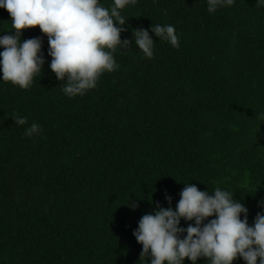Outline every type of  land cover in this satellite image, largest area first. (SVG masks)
Here are the masks:
<instances>
[{"label": "trees", "instance_id": "1", "mask_svg": "<svg viewBox=\"0 0 264 264\" xmlns=\"http://www.w3.org/2000/svg\"><path fill=\"white\" fill-rule=\"evenodd\" d=\"M206 8V0L129 5L121 41L149 30L153 58L134 43L117 49L118 70L73 98L50 71L48 38L22 30V42L41 40L44 65L27 90L0 81V264H139V220L168 208L166 196L175 210L187 183L234 192L253 224L264 201V8L255 0ZM152 24L175 26L180 46L157 39ZM14 34L0 9V37ZM17 114L28 124L16 126ZM33 122L42 134L26 137Z\"/></svg>", "mask_w": 264, "mask_h": 264}, {"label": "clouds", "instance_id": "2", "mask_svg": "<svg viewBox=\"0 0 264 264\" xmlns=\"http://www.w3.org/2000/svg\"><path fill=\"white\" fill-rule=\"evenodd\" d=\"M136 3L111 0L109 8L101 0H0V9L9 13L15 33L0 37V81L27 90L42 73L41 40L21 41L22 30L36 27L48 38L49 68L57 81L64 82L60 90L68 98L83 96L97 86L103 74L118 70L117 49H128L134 43L145 58H153L156 43L149 30H133L131 40L121 41L127 21L121 12ZM234 3L206 0V11L214 14ZM255 6L264 8V0H255ZM150 31L173 48L180 46L175 26L152 24ZM13 119L16 126L28 124L27 117L19 114ZM42 131L33 122L24 135L31 138ZM165 199L169 207L157 206L153 213L143 215L132 233L142 245L139 264H146V257L147 264H183L185 258L190 264L200 258L209 264H233L237 257L245 264H257L258 259L264 264V201L258 202L262 211L249 226L247 207L234 199V192L221 187L210 192L184 184L175 210L170 206L171 197ZM126 205L131 210L138 207L129 200ZM210 217L215 218L208 220ZM181 220L194 221V225L181 228Z\"/></svg>", "mask_w": 264, "mask_h": 264}]
</instances>
